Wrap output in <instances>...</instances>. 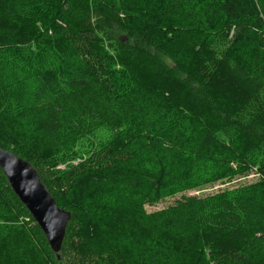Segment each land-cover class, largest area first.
I'll list each match as a JSON object with an SVG mask.
<instances>
[{
    "label": "trees",
    "instance_id": "1",
    "mask_svg": "<svg viewBox=\"0 0 264 264\" xmlns=\"http://www.w3.org/2000/svg\"><path fill=\"white\" fill-rule=\"evenodd\" d=\"M22 76L32 99L54 102L91 100L112 82L130 130L66 172L19 106L8 113ZM0 148L29 161L72 215L57 255L0 168V219H19L27 240L0 237V264H114L126 240L155 254L127 264H264V236L242 227L252 190L144 209L207 174L195 178L181 150L195 161L250 158L264 175V0H0ZM181 221L196 227L178 232Z\"/></svg>",
    "mask_w": 264,
    "mask_h": 264
},
{
    "label": "rangeland",
    "instance_id": "2",
    "mask_svg": "<svg viewBox=\"0 0 264 264\" xmlns=\"http://www.w3.org/2000/svg\"><path fill=\"white\" fill-rule=\"evenodd\" d=\"M102 78L101 76L100 79L102 80ZM109 81L111 82V80ZM29 82L26 76H22L18 78L17 84L9 87L7 99L9 101L14 96V100L12 98L14 103L8 107V113H11L15 105L19 106L21 110L14 111L15 116L20 118L19 122L24 121L25 129L31 130L39 139H44L45 142L50 143L51 154L56 151L54 156L57 159H54L59 163V168L66 170V172L72 173L81 165L90 164L102 154L105 143L115 139L121 132L130 130L128 126L131 122L128 119H130L131 114H123L119 111L121 105H127L128 103L122 101L121 97L118 98V92L112 90V82L109 83V88L106 87L102 90L95 88L91 100L68 99L59 102L44 98L32 99L29 96V87H26ZM23 94L26 95V98H24L26 104L16 103V99H19ZM121 118H125L126 121ZM44 119L52 120L55 126L45 127L41 122ZM226 145H229L228 141H226ZM181 152H178L179 157L187 159L188 162L191 161L189 163L192 164L188 166L189 168L192 169L194 162H196L192 170L196 171L193 173L195 178L198 174L204 173L202 170L206 169L207 174L193 188L145 203V212L153 214L168 210L183 195L203 198L213 197L218 200L219 198L231 197L234 193H237L238 199L240 195L242 197V193L245 191L252 190L254 196L258 194L255 200L257 207L253 208L249 215L242 214V227L245 231L264 236V175L257 168L256 162L250 158H245V161L242 160L238 163L235 161L218 163L217 160L208 155H201L197 157L198 161H195L193 153L188 150H181ZM235 201L237 200L235 199ZM258 214L260 217H258ZM1 224H4V226L0 227V237L6 239V241L4 240L6 245L13 243L24 246L26 244L27 240L22 232L24 223L19 219L6 215L1 217L0 226H2ZM189 227L195 229L196 226L181 221L176 229L178 232H186ZM125 242L122 249V259L124 261L113 257L114 264H124V262L127 264V259L135 258L139 255V252L142 257L147 254L149 259L154 258L155 254L151 249L146 252L145 247L140 248L131 243L130 245L127 240ZM142 248H144L143 252L141 251ZM118 251L121 250L118 249ZM16 252L18 254L19 251L16 250ZM115 260H117L116 263ZM105 264L110 263L107 260Z\"/></svg>",
    "mask_w": 264,
    "mask_h": 264
},
{
    "label": "water",
    "instance_id": "3",
    "mask_svg": "<svg viewBox=\"0 0 264 264\" xmlns=\"http://www.w3.org/2000/svg\"><path fill=\"white\" fill-rule=\"evenodd\" d=\"M0 168L13 191L40 226L52 251L59 255L71 220V212L61 208L27 160L0 148Z\"/></svg>",
    "mask_w": 264,
    "mask_h": 264
}]
</instances>
